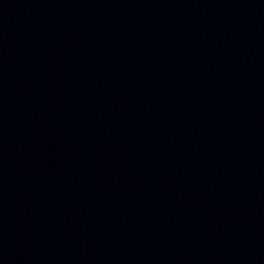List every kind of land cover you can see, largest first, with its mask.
I'll list each match as a JSON object with an SVG mask.
<instances>
[{"label":"water","instance_id":"95a60500","mask_svg":"<svg viewBox=\"0 0 264 264\" xmlns=\"http://www.w3.org/2000/svg\"><path fill=\"white\" fill-rule=\"evenodd\" d=\"M7 264H264V0H0Z\"/></svg>","mask_w":264,"mask_h":264}]
</instances>
